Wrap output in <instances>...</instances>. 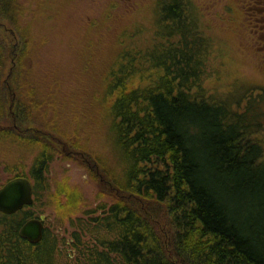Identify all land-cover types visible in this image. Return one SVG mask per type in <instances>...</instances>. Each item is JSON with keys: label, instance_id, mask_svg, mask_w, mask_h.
I'll list each match as a JSON object with an SVG mask.
<instances>
[{"label": "trees", "instance_id": "obj_1", "mask_svg": "<svg viewBox=\"0 0 264 264\" xmlns=\"http://www.w3.org/2000/svg\"><path fill=\"white\" fill-rule=\"evenodd\" d=\"M146 5L153 34L131 24L117 36L102 98L110 146L97 151L64 126L52 91L39 95L45 82L26 64L33 40L20 24L21 0H0L15 31L0 44V166L34 188L32 205L0 212V264H59L48 228L36 244L19 234L44 212L56 157L80 161L108 196L74 235L76 264H264V87L224 95L210 70L224 52L211 20L264 41V0ZM49 199L58 208L79 203L67 183Z\"/></svg>", "mask_w": 264, "mask_h": 264}, {"label": "rangeland", "instance_id": "obj_2", "mask_svg": "<svg viewBox=\"0 0 264 264\" xmlns=\"http://www.w3.org/2000/svg\"><path fill=\"white\" fill-rule=\"evenodd\" d=\"M149 1L21 0L24 13L20 24L33 40L26 64L34 66L36 77L45 82H42L39 95L52 91L55 113L63 116L64 126L81 130L97 151H109L110 146V136L101 123L102 98L105 95L106 69L112 66L121 50V46H117V36L131 24L142 26L146 30L145 35L153 34L154 9L146 5ZM111 6L115 8L109 9ZM108 13H113L114 17L106 19ZM211 21L215 28H224L215 19ZM218 31V41L224 52L215 64V70L212 66L210 70L211 75L218 79L217 84L221 85L220 93L231 96L234 91L237 95L244 92L249 85L256 90L264 87V41L249 34L247 27L243 33ZM13 32L10 17L0 10V44H5L4 37ZM261 138L264 144V132ZM79 162L55 158L49 172L51 188L46 190L42 199L46 204L41 208L44 212L35 214L46 216L48 236L58 239L59 264H76L74 235L84 232L83 224L92 222L86 211L108 200L107 195L99 196L97 182ZM11 175L1 165L0 186ZM59 183H67L69 191L78 195L76 206L58 208L50 202L49 196ZM64 216V221H61ZM72 218L74 222L70 221ZM88 239L90 235L86 233L83 241Z\"/></svg>", "mask_w": 264, "mask_h": 264}, {"label": "water", "instance_id": "obj_3", "mask_svg": "<svg viewBox=\"0 0 264 264\" xmlns=\"http://www.w3.org/2000/svg\"><path fill=\"white\" fill-rule=\"evenodd\" d=\"M34 203L33 182L27 176H16L0 186V212L15 214ZM46 216L27 219L20 227L19 234L30 243L36 244L44 237Z\"/></svg>", "mask_w": 264, "mask_h": 264}]
</instances>
